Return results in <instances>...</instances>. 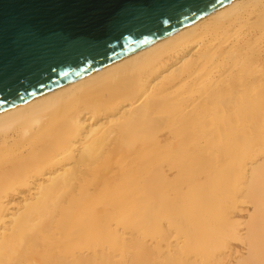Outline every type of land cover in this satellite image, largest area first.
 I'll return each mask as SVG.
<instances>
[{
  "label": "bare ground",
  "instance_id": "bare-ground-1",
  "mask_svg": "<svg viewBox=\"0 0 264 264\" xmlns=\"http://www.w3.org/2000/svg\"><path fill=\"white\" fill-rule=\"evenodd\" d=\"M0 264H264V0L1 110Z\"/></svg>",
  "mask_w": 264,
  "mask_h": 264
},
{
  "label": "water",
  "instance_id": "water-1",
  "mask_svg": "<svg viewBox=\"0 0 264 264\" xmlns=\"http://www.w3.org/2000/svg\"><path fill=\"white\" fill-rule=\"evenodd\" d=\"M231 0H0V111Z\"/></svg>",
  "mask_w": 264,
  "mask_h": 264
},
{
  "label": "rangeland",
  "instance_id": "rangeland-1",
  "mask_svg": "<svg viewBox=\"0 0 264 264\" xmlns=\"http://www.w3.org/2000/svg\"><path fill=\"white\" fill-rule=\"evenodd\" d=\"M240 213L244 216L245 211H242ZM239 227H242V226L239 225ZM231 248H232V250L236 251V254L240 253V252H244V245L242 243H240L239 241H236V240L231 241Z\"/></svg>",
  "mask_w": 264,
  "mask_h": 264
}]
</instances>
